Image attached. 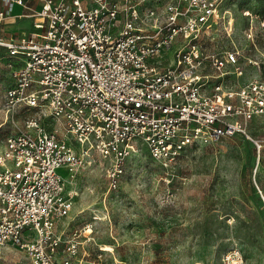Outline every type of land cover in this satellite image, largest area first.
<instances>
[{"label":"built area","instance_id":"1","mask_svg":"<svg viewBox=\"0 0 264 264\" xmlns=\"http://www.w3.org/2000/svg\"><path fill=\"white\" fill-rule=\"evenodd\" d=\"M34 1L0 0V64L13 80L4 111L15 126L0 151V246L31 264H98L81 253L80 233L57 230L81 173L99 160L115 190L138 142L170 169L189 146L250 137L264 79L241 82L236 48L205 51L224 0ZM19 20L27 29H4ZM221 264H244L242 250L228 248Z\"/></svg>","mask_w":264,"mask_h":264},{"label":"rangeland","instance_id":"2","mask_svg":"<svg viewBox=\"0 0 264 264\" xmlns=\"http://www.w3.org/2000/svg\"><path fill=\"white\" fill-rule=\"evenodd\" d=\"M222 11L204 33L205 51L236 48L241 82L264 79V0H224ZM12 83L2 62L0 151L15 130L3 102ZM25 114L18 112L15 122L22 124ZM247 131L250 137L235 133L189 146L170 169L138 142L115 190L107 188L96 160L81 173L72 209L57 230L65 238L80 233L81 253L98 264H221L232 246L242 250L244 264H264V117L248 120ZM58 172L69 179L66 168ZM0 264L31 263L20 249L0 246Z\"/></svg>","mask_w":264,"mask_h":264},{"label":"crops","instance_id":"3","mask_svg":"<svg viewBox=\"0 0 264 264\" xmlns=\"http://www.w3.org/2000/svg\"><path fill=\"white\" fill-rule=\"evenodd\" d=\"M34 1V0H33ZM35 2V1H34ZM26 22L25 21H22V20H19L17 21L16 23H11V24H6L4 26V29L7 31L8 29H11V28H19V29H23V28H26L28 27V24H25Z\"/></svg>","mask_w":264,"mask_h":264},{"label":"bare ground","instance_id":"4","mask_svg":"<svg viewBox=\"0 0 264 264\" xmlns=\"http://www.w3.org/2000/svg\"><path fill=\"white\" fill-rule=\"evenodd\" d=\"M90 230H91V229H87L86 231L89 232ZM85 234H87V233H85Z\"/></svg>","mask_w":264,"mask_h":264}]
</instances>
